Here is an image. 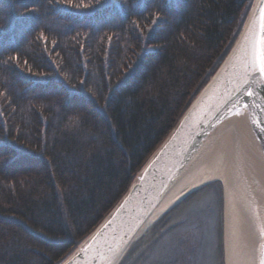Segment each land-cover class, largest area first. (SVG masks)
I'll list each match as a JSON object with an SVG mask.
<instances>
[{"label": "trees", "instance_id": "obj_1", "mask_svg": "<svg viewBox=\"0 0 264 264\" xmlns=\"http://www.w3.org/2000/svg\"><path fill=\"white\" fill-rule=\"evenodd\" d=\"M252 1L0 0V264H59L77 247L219 67ZM200 190L205 201L168 211L119 264H224L222 185Z\"/></svg>", "mask_w": 264, "mask_h": 264}, {"label": "water", "instance_id": "obj_2", "mask_svg": "<svg viewBox=\"0 0 264 264\" xmlns=\"http://www.w3.org/2000/svg\"><path fill=\"white\" fill-rule=\"evenodd\" d=\"M264 0H253L229 52L98 225L59 264H119L157 220L200 187L184 183L223 137L230 170L222 185L223 261L264 264ZM229 177V179H228ZM179 188L175 197L174 192Z\"/></svg>", "mask_w": 264, "mask_h": 264}, {"label": "bare ground", "instance_id": "obj_3", "mask_svg": "<svg viewBox=\"0 0 264 264\" xmlns=\"http://www.w3.org/2000/svg\"><path fill=\"white\" fill-rule=\"evenodd\" d=\"M230 146V139L226 137L220 139L218 143H216L215 146L200 160V163L191 171V173L184 180L183 184H196L208 179H220L226 183L227 174L230 170ZM179 192V188H177L174 192V196L176 197ZM251 241V238H248L247 240L245 239V245L243 246L246 264H248L249 261H247V256L249 257L250 254Z\"/></svg>", "mask_w": 264, "mask_h": 264}, {"label": "rangeland", "instance_id": "obj_4", "mask_svg": "<svg viewBox=\"0 0 264 264\" xmlns=\"http://www.w3.org/2000/svg\"><path fill=\"white\" fill-rule=\"evenodd\" d=\"M252 4V3H251ZM251 6V5H250ZM249 12V11H248ZM248 15V14H247ZM247 17V16H246ZM246 20V19H245ZM243 24H244V22H243ZM243 26V25H242ZM216 180V179H215ZM219 181V180H218ZM212 182V181H211ZM203 187V186H202ZM202 187H200V188H202ZM199 188V189H200ZM199 189H197V190H199ZM196 190V191H197ZM204 190H206V189H204ZM196 191H194V192H196ZM194 192H192V193H194ZM191 193V194H192ZM203 190H200L199 192H196L195 194H193V196L192 197H190V199H188L186 202H184V203H182L183 202V200H185L189 195H191V194H189L186 198H184L182 201H180L176 206H178V208L175 210V211H177V212H179L180 214L181 213H185V212H187V211H189V210H191L192 208H194L196 205H198L199 203H202L203 202V200L205 201V199H204V197H203ZM195 195H197V197L195 196ZM182 203V204H181ZM176 206H174V207H176ZM173 207V208H174ZM172 208V209H173ZM170 211V210H169ZM223 226V225H222ZM147 231V230H146ZM145 231V232H146ZM222 241H223V230H222ZM223 263H224V261H223Z\"/></svg>", "mask_w": 264, "mask_h": 264}, {"label": "snow or ice", "instance_id": "obj_5", "mask_svg": "<svg viewBox=\"0 0 264 264\" xmlns=\"http://www.w3.org/2000/svg\"><path fill=\"white\" fill-rule=\"evenodd\" d=\"M261 71H264V60H262V63H261Z\"/></svg>", "mask_w": 264, "mask_h": 264}]
</instances>
